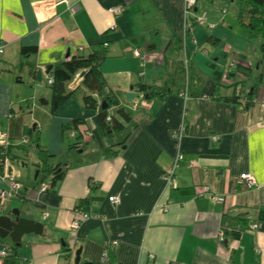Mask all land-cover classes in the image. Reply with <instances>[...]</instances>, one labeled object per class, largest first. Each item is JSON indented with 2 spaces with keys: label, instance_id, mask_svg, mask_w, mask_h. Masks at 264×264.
Masks as SVG:
<instances>
[{
  "label": "crops",
  "instance_id": "0c3cea01",
  "mask_svg": "<svg viewBox=\"0 0 264 264\" xmlns=\"http://www.w3.org/2000/svg\"><path fill=\"white\" fill-rule=\"evenodd\" d=\"M183 2L0 0V44L4 46L0 130L8 132L13 143L8 166L13 175L22 174L28 181L23 172L28 164L37 170L38 151L30 152L21 139L28 135L25 145L30 148L31 134L38 133L40 142L41 117L46 112L39 109L37 100L42 93L48 98L42 85H47V68L68 57L105 50L99 70L107 88L136 122L125 145L109 157L100 153L99 143L90 141V135L78 140L86 143L84 150L68 151L75 138L62 148L63 125L85 121L78 129L82 132L87 123L89 127L100 123L95 113L82 111L76 99L74 103L68 99L52 116L41 147L51 158L59 157L54 165L67 156L70 161L61 180L47 192L40 193L35 183L27 182L22 200L17 198L28 218L43 226L40 235L21 239L16 252L19 264H74L78 250L79 264H97L105 249V264H264V219L257 212L264 209V86L253 82L250 89L244 83L241 89L232 87L243 76L232 72L227 73L228 79L223 75L221 88L215 86L208 63L226 72L229 57L215 51L217 55L210 54L199 67L197 52L209 43L229 45L230 61L251 71L246 61L251 46L244 37L221 27H196L186 33L187 23L192 24L194 18L196 23L203 6L198 1L187 16ZM73 7H78L75 13ZM113 7H119L120 14H110ZM208 9L210 14L212 8ZM213 20L211 13L207 21ZM172 37L182 42L178 59L187 56L191 60L188 97L171 93L163 100H148L137 91V84L161 85L166 76L167 81H174L181 73L173 59H164L163 50ZM134 49H139L141 59L133 56ZM27 50L35 51L21 53ZM148 59L154 65L145 71L142 66ZM81 75H76L67 91L79 85ZM263 75L264 64L259 73ZM201 77L202 86L196 84ZM131 87L138 97L127 102L125 94ZM244 96L250 99L247 107ZM212 136L218 137L217 142L211 141ZM176 161L174 188L162 177ZM244 173L254 177L255 187L248 189L240 182ZM202 186L224 195V203L195 196ZM109 197H116L118 203L111 204ZM80 202L82 208H93L99 218L85 220L71 230L72 212ZM231 227L241 231L239 238L232 236Z\"/></svg>",
  "mask_w": 264,
  "mask_h": 264
},
{
  "label": "trees",
  "instance_id": "16d2710c",
  "mask_svg": "<svg viewBox=\"0 0 264 264\" xmlns=\"http://www.w3.org/2000/svg\"><path fill=\"white\" fill-rule=\"evenodd\" d=\"M215 1V0H214ZM229 1V0H226ZM198 0L194 1V5L191 7L190 10L187 11V16L190 13H193L195 10V6L197 4ZM204 18L202 19L201 23H197V19L200 16H196V23L195 18L193 23H187L191 30H193L196 27H204L208 28V26L212 27L210 24H206V13L203 12ZM236 23L240 27V29L245 34V37L247 40H263L264 41V0H238V10L235 16ZM211 29V28H210ZM189 32V29H187L186 26V33ZM182 47V42L179 41L176 37H172L166 47L163 50V55L165 61L168 59H173L176 63V69H178L181 73L176 75V78L174 81H167V76L163 83L161 85H157L153 83L149 84H143L139 83L137 84V91L142 94L144 97H146L148 100H163L167 97L168 94L173 93L174 95H178L179 97L183 98V93H186V98L188 97V85H189V75H188V69L191 66V60L189 57L184 56L181 61L178 59L180 54V49ZM262 55L261 56V63H264V44L261 46ZM35 50H27L25 53L21 51L23 55L28 54V52H34ZM223 54L227 55L228 62L226 63L225 67L227 68L226 72L217 71L216 67L212 63H208L210 66L208 69L212 71L213 75V81L216 82V87H222L223 84H221L223 75L226 76L228 79V72H232L235 75L241 74L243 76L246 75L244 70L248 69H241V65L237 64L236 61H230V51H225ZM106 58V51L101 49L97 50L96 52H93L92 54L88 56H74V57H68L65 61L60 62L58 64L53 65L52 69L49 72L48 79H51L52 82L47 85L50 88L51 91V104H50V113L53 116L57 110L75 93L80 92L81 93V108L84 110L92 111L96 114L97 118L99 119V126L95 127L93 130H90L89 123L86 124L87 128L83 130L82 132H79V128L83 127L85 125V121L82 120H72L68 124H65L61 128V134L62 136L68 135L69 138H75L76 141L74 144L68 147V151L72 153H76V150L78 149H85L86 143L83 144L79 139H83L87 134H90L91 141L99 143V149L100 153L107 154L109 157L116 156L117 152L115 149H120V147L124 146L126 141H128V138L131 134V130L135 129L136 122L131 118L130 113L121 105L119 104V101L115 98V96L111 93V91L107 88V83L103 77V74L99 70V65L103 60ZM178 59V60H177ZM232 64V66H230ZM214 67V68H213ZM79 73H83V76L81 77V80L79 82V85L73 89V91H67V86L72 83V81L75 79L76 75ZM242 76V77H243ZM168 83H171L168 85ZM201 85L203 84V78L197 79V83ZM176 85H178V90L176 88ZM202 86V85H201ZM238 86L239 89L242 88L243 82H237V84L232 85ZM211 99H214V97H209ZM244 100H248L247 105L249 104V97L244 96ZM232 100L235 101V98L232 97ZM102 102H105L106 109H102ZM238 102V101H237ZM5 132V131H4ZM115 132L118 136V143L117 144H111L108 147H105L103 143L102 137L108 136L111 133ZM109 133V134H108ZM7 138L9 140V146L3 149L0 153L3 155L4 159H7V161L10 163V154L9 149L12 147L13 143L10 139L9 133L6 132ZM78 134V135H77ZM25 139L28 138L25 137ZM22 140V139H21ZM26 141V143H27ZM24 143V145L26 144ZM115 146H119V148H113ZM38 150V163L36 164V172L34 175V180L36 181L38 178V174L41 172L44 174V176H51L52 180L49 186L50 187L61 180L63 175V170L65 166L70 161V156H67L66 161H64L63 164H59L56 166H49L47 164V161L45 160L47 158L46 156V149L42 148L41 146L37 147ZM44 158V159H43ZM1 165V164H0ZM240 180V178H239ZM245 187L246 184L244 181L240 180ZM45 184L43 182H36L35 188L38 190L40 185ZM26 185V184H25ZM25 185L22 189L18 191V195H16V198L22 200L23 197H21V194L23 193L25 189ZM47 185V184H46ZM202 187H208V186H202ZM248 188V187H247ZM249 189V188H248ZM48 191V190H47ZM199 190L195 191V196H199ZM224 196V195H223ZM81 203V202H80ZM82 203L76 207V209H81L83 211H88L90 207L88 208H82ZM21 212V211H20ZM257 212L259 216L263 217L264 219V209H257ZM23 216H27L21 213ZM232 236L234 238H239L241 231L236 230L235 227H231ZM223 235V234H222ZM6 249V247L4 246ZM1 250V249H0ZM17 247L14 245V247L10 248L8 251L6 250L5 255H0V263L1 264H19L18 263V257H17Z\"/></svg>",
  "mask_w": 264,
  "mask_h": 264
},
{
  "label": "rangeland",
  "instance_id": "374dc122",
  "mask_svg": "<svg viewBox=\"0 0 264 264\" xmlns=\"http://www.w3.org/2000/svg\"><path fill=\"white\" fill-rule=\"evenodd\" d=\"M198 4H201L203 7H201V11L199 13V15H201L203 12H207L208 13V8H212V16L214 18L213 21H207V19L209 18V14L208 13V17L206 19V24H214L212 25L215 29L218 27L221 28H225L227 29L230 33H232L233 35L236 36H241L244 37V39L250 44L251 46V55L250 54H246L245 56L247 57L246 61L248 62V64L251 66L252 70H244L243 72L246 73V75L244 77H242L240 80V82H243L245 84L246 88H249L250 84L256 83V84H261L262 86H264V75L263 78H261L259 76V73L262 70V65L264 63H261V56L262 55V50H261V46L264 44L263 40H247L245 37V34L243 33V31L240 29V27L238 26V24L236 23L235 20V16L238 10V0H198ZM184 5V2H183ZM183 12H184V6H183ZM214 22V23H213ZM162 28V27H161ZM212 28V27H211ZM192 31V30H189ZM186 32V31H185ZM254 45L258 48V52L255 51V47ZM208 48L204 49L203 51H198L195 55V61L197 62V64H199V67H202V65L206 64V62H208L209 58H210V54L213 56H216L217 54H215V51H218L221 53H224L225 51H230V47L229 45H224L223 47H214V44H207ZM207 51L209 52V54L207 53ZM231 52V51H230ZM152 59V58H151ZM153 63L148 59L147 61L145 60V62H143V66L142 68H153ZM259 66V70L257 72L256 67ZM145 69V71H146ZM203 73V72H202ZM159 76V74H158ZM38 83V82H37ZM39 84V83H38ZM40 85V84H39ZM45 85L43 92L44 94L46 93V95H48V98L43 97V93L41 94L40 99L37 100V104L39 105V109L44 110L46 112V114H43L41 117L42 120V127H43V133L42 136L40 137V142H39V136L38 133H32L31 134V147L29 148L27 145H24L25 148H27L30 152H33L36 154V151H38L35 147H40L43 146V142L45 141V128L48 127L49 123H51V119H52V115L50 113V104H51V91L49 86H47L46 84H42ZM71 101L74 103V99H76L78 102H80L81 100V93L77 92L75 93V95L71 96ZM69 98V99H70ZM47 101V105L46 106H41L42 104H44L43 102ZM80 107H81V102H80ZM82 111H89V110H84L81 108ZM137 110V107L136 109ZM58 111V110H57ZM92 112V111H89ZM94 113V112H92ZM131 116H134V114L132 112H130ZM98 119V118H97ZM99 120V119H98ZM132 131V130H131ZM129 131V132H131ZM109 134V133H108ZM38 136V139H37ZM27 138L29 139V136L27 135ZM103 139V143L105 145V147H108L111 144H117L118 143V136L115 132L111 133L108 136H104L102 137ZM91 141V138H90ZM73 140L71 138H69L67 135L63 138V147L62 148H66V146L69 143H72ZM127 142V141H126ZM90 147H92L93 145H89ZM88 146V147H89ZM123 147V146H122ZM120 147V148H122ZM46 148H48L46 146ZM113 148H119V146H115ZM13 150V149H12ZM15 151V150H14ZM47 151V150H46ZM47 158L45 159L47 161V164L51 167L56 166L54 165V161L57 160L59 157H54L51 158L50 153H48V151L45 153ZM44 159V158H43ZM64 161H62L60 164H63ZM28 167V168H27ZM25 167L27 168L26 170H24L23 172L28 176V181H26V177L22 174L18 175L19 179H24V185L27 184L28 185H32V183H36V182H43L45 184H50L51 183V176H44V174H42L41 172L38 174V178L36 181H34L33 176L35 175L36 170H34V168L28 164V166ZM15 168V167H14ZM23 169V167H21ZM28 170V171H27ZM27 190H29V187H27ZM14 209H19L21 211L22 214L26 215L25 213V208L23 207V205H21V203L17 200V198H11L8 199L3 206H0V215H7L11 210ZM27 217V216H26ZM38 219V218H37ZM38 220H42L41 217H39ZM25 237H28L25 235ZM4 246H6V250H9L10 248L14 247V244L8 239V238H4L1 239L0 238V249H3Z\"/></svg>",
  "mask_w": 264,
  "mask_h": 264
},
{
  "label": "built area",
  "instance_id": "2783aa9c",
  "mask_svg": "<svg viewBox=\"0 0 264 264\" xmlns=\"http://www.w3.org/2000/svg\"><path fill=\"white\" fill-rule=\"evenodd\" d=\"M194 1L195 0H184V13L187 14V11L191 9V7L194 5ZM52 5V4H48ZM61 5H65V2H62ZM78 7H73L71 9L72 13H75L77 11ZM121 10L119 7H113L109 9V13L113 14V15H118L120 14ZM204 18V14H201V16L197 19V23H201L202 19ZM208 28L210 29L211 27L208 26ZM187 29L191 30L190 26L187 24ZM3 48L4 46L2 44H0V61L3 55ZM133 56H135L136 58L141 59V53L139 51V49H134L133 50ZM230 66H232V64H230ZM139 76H142V72L139 73ZM52 80L48 79L47 83H51ZM186 93H183V98H186ZM133 110L136 109V106L133 105ZM95 127L94 126H90V130H93ZM86 135H90L87 134ZM218 137L217 136H212L211 137V141L213 143L217 142ZM27 139L23 138L21 140L20 144H24L26 143ZM9 140L7 138V134L6 132L0 130V149L1 152L3 151V149H5L6 147L9 146ZM0 206H3L4 203L8 200L11 199L13 197H16V195H18V191L20 189L23 188L24 186V179H19L17 178V176L14 174H12L9 171V162L7 161V159L3 158V155L0 153ZM193 165V163H190ZM177 161L173 164V166L171 168H169L167 170V172L165 173V175H163L162 179L166 182L167 185L169 186H173L174 188L176 187V183L173 179V174H174V169L175 167H177ZM240 180L244 181L246 186L248 188H253L256 186V181L254 179V177L248 173H244L242 175H240ZM49 189V186L46 184H42L40 185V187L38 188L37 191H39L40 193H45L47 192V190ZM197 197H202V196H207L212 202L217 203V204H222L225 201V197L223 195H217L215 194L213 191L210 190L209 187H201L200 188V192H199V196L196 195ZM108 201L111 204H116L118 203V200L116 197H109ZM45 217H47V215H45ZM92 218H99V215L96 214L95 210L93 208H89L88 211H83L81 209H74L72 212V221L70 222V229L71 230H76L79 227V224L85 220L88 219H92ZM222 233L220 234V239L222 241ZM113 244H116V242L113 241ZM6 252V249L3 248L0 250V255L4 256ZM108 260V251L105 249L103 251V253L100 256L99 261L97 262V264H105Z\"/></svg>",
  "mask_w": 264,
  "mask_h": 264
},
{
  "label": "water",
  "instance_id": "95a60500",
  "mask_svg": "<svg viewBox=\"0 0 264 264\" xmlns=\"http://www.w3.org/2000/svg\"><path fill=\"white\" fill-rule=\"evenodd\" d=\"M51 67L47 68V74H49ZM41 76V73L38 74ZM83 76V73L81 77ZM138 97V94L132 92V87L130 92L125 94V99L127 102H132ZM102 109H106L105 102L101 103ZM36 177V175H35ZM34 177V178H35ZM42 224L35 222L33 219H29L28 216H20V210H11L7 215H0V238H8L16 247L20 245L21 239L25 235H40L42 231ZM80 263V250L75 252L74 264ZM82 264H93L90 262H84Z\"/></svg>",
  "mask_w": 264,
  "mask_h": 264
},
{
  "label": "flooded vegetation",
  "instance_id": "af4514ba",
  "mask_svg": "<svg viewBox=\"0 0 264 264\" xmlns=\"http://www.w3.org/2000/svg\"><path fill=\"white\" fill-rule=\"evenodd\" d=\"M20 216H22V217H23V215H21V212H20Z\"/></svg>",
  "mask_w": 264,
  "mask_h": 264
}]
</instances>
